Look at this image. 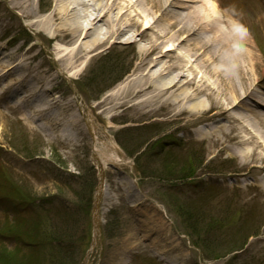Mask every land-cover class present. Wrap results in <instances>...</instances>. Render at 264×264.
<instances>
[{
	"label": "rangeland",
	"instance_id": "1",
	"mask_svg": "<svg viewBox=\"0 0 264 264\" xmlns=\"http://www.w3.org/2000/svg\"><path fill=\"white\" fill-rule=\"evenodd\" d=\"M16 2L11 0L9 4L0 0V46L4 45L1 43L3 39H11L10 45L15 42L24 44L26 49L31 43L35 44L25 55L29 62L25 63V67L31 69L33 76L37 74L46 77L44 81H40L41 91L25 98V109L31 112L39 110L35 111V122L22 121L19 110H0V161L8 175L13 173L16 177L28 178L30 181L27 180L26 187L34 189L37 195L51 196L56 202L64 199L72 207L73 202L81 203L82 214L78 213L69 222L45 223L43 227L46 232L42 237L45 240L48 241L52 232L55 239L61 242L67 240L63 251L66 254L64 256L68 257L62 262L149 264L148 257L144 254L161 258L160 253L166 252L168 256L180 254L183 257L179 258L177 264H264V170L260 171L258 168L264 166V155L260 153L261 148H264H256L258 159L253 161L248 152L254 148L253 144L236 148L231 136L213 137L203 134L206 133L204 129L214 124L206 121L208 119L203 117L202 111L196 116L188 113L174 116L168 106L161 108L159 105L155 106L159 109H145L147 113L143 110L142 115L138 110L123 107L115 113L114 118L100 116L102 110L99 104L109 91L108 87L115 83L117 86L121 78L125 81L124 79L131 76V66L138 59L137 44H124L120 48L111 49L107 57H103V53L94 54L78 79H68V73L56 62L57 45L65 46V43L48 39L43 31H35V26L30 23L33 19L21 16L22 9L15 7ZM32 3L36 6L39 17L49 15L55 6V0H32ZM219 3L235 19H239L243 31L249 32L248 34L253 32L259 41L264 42V14H260V3L255 0H219ZM226 36L229 37L228 34ZM237 40L246 50L252 49L257 53L258 47L250 36L243 40L238 37ZM262 42L259 44L264 47ZM8 51H12L11 47L5 53ZM19 53L20 51L16 54ZM259 58L261 59L260 56ZM255 67L256 70L251 73L258 77L263 73L261 70L264 64L258 61ZM26 79L30 80V77ZM238 80L236 89L242 92L245 80L241 77ZM49 86L51 91L44 94L43 89ZM48 101H52V104L46 106ZM86 103L87 109L84 110ZM96 105L98 108L94 110ZM207 107L213 109L211 112L222 110V106L210 101ZM63 108H66L65 111ZM90 108L92 117L89 115ZM82 111L91 121L94 117L100 139H110L119 146L125 162L118 166V174L115 170L106 172L107 189L99 211L100 229L104 228L103 232L101 229V242L97 240L94 249L91 247L86 255L80 256L83 242L78 241L79 238L82 240L83 223L87 221L83 207L89 202V190L91 186L94 187L97 175L91 158V137L83 127L84 119L81 120L79 116ZM78 119L80 120L77 121ZM218 122L226 123L223 118H219ZM246 125L254 130L257 127L264 136L263 121L251 117ZM145 126L152 127L140 129ZM172 138L182 148L171 147ZM147 143L150 144L146 147V152H160L159 156L150 161L148 156L145 160L142 154L136 157L138 150L145 149L143 147ZM23 148L31 149L40 158H28L21 153ZM168 148L173 150V157L168 156V153L163 156ZM163 157L167 161L164 167ZM54 162H59L64 171L50 173L46 167ZM169 170L176 173L170 171L168 175L180 177L190 171L191 181L196 182L193 185L198 188L199 182L203 184L192 192V187L187 183L188 178L179 180L180 177H173L175 181L162 180L161 174H166ZM74 172L87 177L86 188H82V184L73 179ZM247 173L248 175L243 176ZM145 175L149 177L146 178ZM127 177L135 179L133 184ZM221 179L223 183H219ZM214 181L220 186L211 185ZM121 184L125 187L139 184L145 200L141 204L130 201L131 198L124 193ZM173 184H183L180 190L189 195L177 196V193L167 192ZM159 186L161 188L157 189ZM236 188L238 190H234ZM187 197L190 200H182ZM258 204L262 205L258 208ZM244 207L249 210L251 217L243 216L241 209ZM191 211L196 213H190ZM189 214L196 218L194 228L193 222L187 217ZM181 215L187 218L184 220ZM5 217L0 214L1 227L9 221ZM219 218L223 223L214 230L215 221ZM45 220L56 221L50 217ZM32 230L28 228L29 238L34 239L36 235L32 236ZM94 230L99 233L96 228ZM73 240L78 243H73ZM7 247L8 250L0 253L15 252L13 245ZM45 248L47 252H44V256L48 252L59 253L57 247L49 246V242L45 244ZM17 251H20L17 254L20 258L25 253L22 250ZM61 256L51 264L61 260Z\"/></svg>",
	"mask_w": 264,
	"mask_h": 264
},
{
	"label": "bare ground",
	"instance_id": "2",
	"mask_svg": "<svg viewBox=\"0 0 264 264\" xmlns=\"http://www.w3.org/2000/svg\"><path fill=\"white\" fill-rule=\"evenodd\" d=\"M12 1H17V9H22L21 16L33 19L30 23L35 31H43L48 39L65 43L57 48V63L72 77L82 72L90 57L103 53L107 47L137 44L138 59L134 60L131 76L99 104L100 116L113 118L123 107L138 110L142 115L143 110L159 109L155 107L159 105L168 106L174 116L183 113L196 116L202 111L206 121L214 124L204 129L203 134L231 136L236 148L253 144L254 148L248 152L253 161L258 159L256 148H264L263 135L257 127L254 130L244 125L251 106L247 99L259 95L252 89L261 80L251 73L258 61L251 50L244 51L238 41L230 39V42L226 37L223 24L232 20L213 0H55L46 17L38 16L32 0ZM225 23L230 25L228 29L235 26L233 22ZM27 62L25 54L18 55L16 51L0 55V79H4L6 87L22 82L10 94L8 104L16 103L14 95L19 92L18 95L26 97L41 91L39 84L46 76H33L31 69L24 66ZM29 77L30 80L26 79ZM240 77L245 80L242 92L236 89ZM49 101L46 106L51 104ZM209 101L222 106V110L211 112L213 109L207 107ZM18 104L23 105V100ZM261 105L264 106V101L260 100V106L253 108L262 109ZM97 108L96 105L93 109ZM253 117L264 122V116L253 114ZM29 118L24 115L25 120ZM219 118L226 123L219 124ZM89 123L87 127L94 130L93 134L95 127L91 129ZM104 148L102 164L107 160L114 164L123 161L116 145L106 143L99 152ZM260 153L264 155V149ZM258 168L264 170L262 165ZM135 192L131 189L130 198L141 203V196ZM167 258L176 263L178 257Z\"/></svg>",
	"mask_w": 264,
	"mask_h": 264
},
{
	"label": "trees",
	"instance_id": "3",
	"mask_svg": "<svg viewBox=\"0 0 264 264\" xmlns=\"http://www.w3.org/2000/svg\"><path fill=\"white\" fill-rule=\"evenodd\" d=\"M189 167L190 166L188 165V168ZM170 171L173 174L176 173L173 170H169L168 172ZM188 216L191 218L190 220L193 222L192 227L194 228V222L196 223V218L194 217V215H191V214H189ZM46 243H48V241L45 240L44 238L34 239L30 243V245L27 247V249L25 250V253L23 254V256L21 255V258L19 255H17L18 253H20V251H15L12 254L3 253L0 257V264H11V263L12 264H26L30 262L37 263V264H45V263L51 264L52 261L56 262L57 260L56 257L54 256L48 257L47 255L44 256V252H47L45 248ZM18 250H21V249H18ZM48 259H50L51 261H49ZM38 261H43L44 263L38 262ZM55 264H64V263L61 260H59Z\"/></svg>",
	"mask_w": 264,
	"mask_h": 264
}]
</instances>
